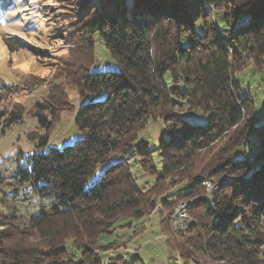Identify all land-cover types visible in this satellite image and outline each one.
I'll use <instances>...</instances> for the list:
<instances>
[{
	"label": "trees",
	"instance_id": "16d2710c",
	"mask_svg": "<svg viewBox=\"0 0 264 264\" xmlns=\"http://www.w3.org/2000/svg\"><path fill=\"white\" fill-rule=\"evenodd\" d=\"M100 1L80 18L62 15L66 40L84 60H64L63 82L35 103L44 127L39 145L72 108L66 84L82 98L105 97L80 107V136L71 144L17 163L12 189L4 190L0 172V264H144L137 255L108 257L113 233L135 229L159 205L171 211L190 198L194 223L172 245L181 264H264V120L253 125V100L235 79L249 60L264 57V0H132L129 9L125 0ZM95 36L115 69L90 72ZM182 110L206 121L191 123ZM22 112L0 99L2 127ZM157 122L163 133L154 145L143 137ZM224 139L213 163L197 171L201 153ZM112 154L119 159L87 185ZM134 169L155 176L153 184L141 190ZM205 181L212 187L204 196ZM29 197L38 201L31 209L23 205ZM159 220L169 233L167 219Z\"/></svg>",
	"mask_w": 264,
	"mask_h": 264
},
{
	"label": "rangeland",
	"instance_id": "374dc122",
	"mask_svg": "<svg viewBox=\"0 0 264 264\" xmlns=\"http://www.w3.org/2000/svg\"><path fill=\"white\" fill-rule=\"evenodd\" d=\"M100 3V0H0V84L8 85L14 90L3 92L4 88L0 87L2 91L0 99L6 108L19 107L23 111L21 119L9 127L4 128L0 124V172L5 184L2 186L4 190L13 188L15 180L11 174L16 164L22 162L25 157L34 152L46 151L50 147L61 148L77 139L80 132L74 121L80 107L84 103L102 100L105 97L104 93L87 92L82 98L73 86L66 84L65 92L72 108L60 112L58 121L49 131L46 143L39 145V139L44 135V127L38 122L37 117L33 116L35 103L47 95L55 82H60L59 80L63 82L61 76L59 79L58 73L64 60H68L69 64L75 59L77 63L84 60L80 52L76 54L72 52L73 42L66 40V30L62 27H65L67 22L63 21L62 15L73 12L80 18L85 7L90 8L92 5L97 7ZM125 3L129 9L132 0H125ZM213 18L218 26L222 27L218 14ZM113 69H115L113 58L95 36L90 72ZM235 79L241 94L250 95L253 100L251 116L253 125H260L264 120V57H260L256 64L249 60L247 65L236 73ZM165 80L169 81L168 78ZM179 115L191 123L206 121V115L200 112L182 110ZM144 131L143 138L157 145L163 133V124L149 123ZM141 132L143 131L138 132L137 142H141ZM248 137L247 148L254 145V132ZM225 141V139L218 141L210 150L201 153L202 160L197 171H202L205 165L213 163L214 156L224 147ZM130 158L127 157L128 160ZM117 159L119 155L112 154L106 163L98 164L87 185L98 179L103 169ZM134 174L141 190L149 187L155 180V176L136 169ZM210 184L209 188L203 186L204 196L211 191L212 183ZM183 201L176 204L171 211L159 205L144 221L138 223L135 229L116 230L110 239L114 246L105 254L111 257L114 253H123V256L128 255L127 260L137 255L144 264L172 261L178 255L172 249L173 239L177 234L172 229V215ZM29 204L36 205L38 201L29 197L24 200L23 205L31 209ZM187 214L190 217L188 212ZM159 216L167 219L169 233L161 230ZM181 219H185L183 215Z\"/></svg>",
	"mask_w": 264,
	"mask_h": 264
},
{
	"label": "bare ground",
	"instance_id": "6f19581e",
	"mask_svg": "<svg viewBox=\"0 0 264 264\" xmlns=\"http://www.w3.org/2000/svg\"><path fill=\"white\" fill-rule=\"evenodd\" d=\"M209 186H210V183L207 182V183L205 184V188H206V187L209 188ZM206 190H208V189H206ZM208 192H209V191H208ZM188 204H189V202H186V206H187ZM184 207H185V201L182 202V203H180V204L178 205V207H177V211H176V213H174L173 215H179L180 208H184ZM177 213H178V214H177ZM173 215H172V229L175 230L176 233L182 231L183 229H187L188 227H190V226L194 223L193 219H191L190 217H188V216H187L188 214H185V215H183V217L185 218V219H183V221H184V222H183V225H179V222H174V221H173ZM173 232H174V231H173ZM172 261H173V264H181V262H180V260H179L178 258H175V259H173Z\"/></svg>",
	"mask_w": 264,
	"mask_h": 264
},
{
	"label": "built area",
	"instance_id": "2783aa9c",
	"mask_svg": "<svg viewBox=\"0 0 264 264\" xmlns=\"http://www.w3.org/2000/svg\"><path fill=\"white\" fill-rule=\"evenodd\" d=\"M211 186V184H210ZM209 186V187H210ZM186 202L188 201H185V207L184 208H180V212H179V215H173V221L174 222H179V225H183V223L181 221H183V219H181L182 215H185L187 214V210H186ZM182 214V215H181ZM181 216V217H180ZM162 264H173V261L171 260H168L167 263H162Z\"/></svg>",
	"mask_w": 264,
	"mask_h": 264
}]
</instances>
